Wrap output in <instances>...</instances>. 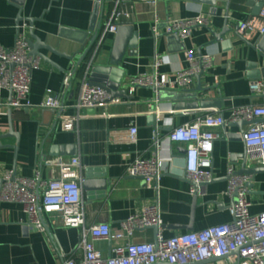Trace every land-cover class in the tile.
<instances>
[{
    "label": "crops",
    "instance_id": "0c3cea01",
    "mask_svg": "<svg viewBox=\"0 0 264 264\" xmlns=\"http://www.w3.org/2000/svg\"><path fill=\"white\" fill-rule=\"evenodd\" d=\"M256 1L230 0L227 11L226 2L221 1L212 7L198 0H99L101 9L96 27L100 23V31L85 58V71L79 76L74 74L75 58L94 37L95 31H90V27L96 0H0V48L13 47L22 32L36 42L32 37L34 33L57 52L39 49L59 67L39 56L30 93L34 106L17 110L0 107V180L8 170L25 177H32L37 170L44 179L58 176V171L46 163L49 159L79 156L86 228L104 222L116 233L122 221L153 203L159 205L160 230L166 238L231 222L233 198L227 195L228 168L233 167L235 171L242 168L246 147L241 134L251 123H230L218 129L226 136L214 142L213 180L197 197L190 193L189 181L184 177L185 145L169 143L167 135L172 128L194 121L200 113H219L228 120L235 107L264 104V97L254 96L251 91V83L256 79L264 83V78H258L257 70H250L248 66L255 61L259 62V67L264 66L261 56L235 31L219 39L215 36L224 28L226 15L229 28L235 29L240 22L259 14ZM116 9L128 13L121 21L132 25L138 34L135 54L131 55L128 50L120 65L125 70L120 87L125 90V96L112 99L107 107L81 109L82 117L75 130L65 131L61 128L59 112L42 108L40 104L50 89L66 106L64 115L77 114L73 105L89 66L109 64L115 34H106L101 39L100 32ZM200 11L209 18L208 27H196L184 42L166 34L164 22L167 19L192 17ZM156 19L160 21L158 37L152 30ZM262 37L255 32L246 41L255 44ZM187 49L196 57L211 54L212 67L181 88L164 89V97L154 87L130 84L132 78L154 72L156 53L164 58L158 73L174 80L178 71L188 67ZM61 54L74 56L73 62ZM68 73L73 74L71 87L64 85ZM180 89L185 91L180 92ZM193 95L211 102L219 101L221 105L192 107L190 103L194 100L190 96ZM256 121L262 123L264 118ZM11 125L18 138L9 135ZM132 125L138 129L136 143L127 145L113 140L115 133ZM155 132L163 142L161 157L166 168L157 190L149 188L141 178L130 177L126 170L137 155L152 156ZM52 146L72 149L69 154L53 156L50 154ZM127 153H130L129 158ZM247 166L262 167L249 158ZM253 180L250 209L257 214L264 212V172L254 175ZM88 182L91 185H87ZM28 217L20 204L0 201V264H63L69 258L83 259L82 228L63 226L60 220L55 222L45 215L48 230L36 231ZM156 234L154 228H146L135 231L132 239L136 243L152 242ZM126 241L128 237L96 241L95 246L105 256H111L114 247Z\"/></svg>",
    "mask_w": 264,
    "mask_h": 264
},
{
    "label": "built area",
    "instance_id": "2783aa9c",
    "mask_svg": "<svg viewBox=\"0 0 264 264\" xmlns=\"http://www.w3.org/2000/svg\"><path fill=\"white\" fill-rule=\"evenodd\" d=\"M128 13L114 10L110 21L100 32L103 39L106 34H116L122 18ZM209 18L200 11L187 18H169L164 22L166 34H175L183 42L196 27H208ZM238 33L249 40L255 32L264 36V9L247 22H240ZM160 21L156 19L153 34H160ZM13 47L0 48V107L25 109L34 106L30 100L33 72L39 66V58L31 53V41L22 32L18 34ZM188 67L177 72L174 80L165 74H159L158 68L164 58L158 53L154 56L153 73H143L131 79L132 86L154 87L156 91L176 89L186 85L196 76L206 73L213 65L211 54L196 57L189 49L185 52ZM72 73L64 79V85L71 87ZM254 96L264 97V83L256 79L251 83ZM5 92L10 93L5 97ZM40 107L59 112L61 128L65 131L75 130L81 119V109L107 107L112 101L111 93L97 85H92L88 73L82 78L79 96L73 107L77 110L74 116H66V108L60 97L48 89ZM222 114L200 113L192 122L183 123L171 129L167 135L169 143H182L186 151L184 160V177L189 181L190 193L202 194L205 186L213 180V146L214 142L226 133L218 129L226 124L241 120L250 122L243 131L248 158L264 167V122H254L264 118V104L243 105L232 109L228 120ZM138 129L130 126L127 130L115 133L113 140L118 143L133 145L137 141ZM162 141L155 132L153 152L150 157L138 156L127 164V175L141 178L149 188L158 189L160 178L165 173L161 157ZM130 157V153L126 154ZM48 166L58 171V176L48 179L36 171L32 177L17 175L8 170L0 186V201L20 204L27 214L29 224L36 231L44 232L45 215L53 221L60 220L63 226L82 228L81 247L84 251L82 260L66 259L63 264H169L197 263L214 257H222L238 250V255H231L224 261L226 264H264V212H251L249 200V183L254 176L237 174L233 167L228 168L229 185L227 195L233 198L231 206L232 221L218 224L199 231L187 232L166 238L161 232L162 221L159 205L146 206L140 213H133L121 223L120 231L112 233L109 224L101 222L85 227V212L82 200V178L79 173L80 157L70 159L54 157L47 162ZM158 227L154 241L136 243L133 241L135 231ZM91 236V240L88 237ZM128 241L114 247L113 255L105 256L95 246L96 241L112 239Z\"/></svg>",
    "mask_w": 264,
    "mask_h": 264
},
{
    "label": "water",
    "instance_id": "95a60500",
    "mask_svg": "<svg viewBox=\"0 0 264 264\" xmlns=\"http://www.w3.org/2000/svg\"><path fill=\"white\" fill-rule=\"evenodd\" d=\"M198 1L207 3V4L211 5L212 7H216V4L218 1L226 2L227 11L229 10L230 0H198ZM255 3H256V8H257L256 13H259L260 10L264 7V0H257ZM95 8L96 9L94 11L93 18H92V25L90 27V29H91L90 31H95V34H94V37H92L91 40L89 39V42L86 43L87 47H85L83 52L81 54H79V57L75 58V60H76L75 61V72H74L75 75L78 72V68L85 65L84 64L85 58H86L87 54L89 53V51L91 50V47L94 44L95 40L97 39V36L99 34V31H100L101 24L99 23V26L96 27L97 21H98L99 11L101 9V8H99V0H96ZM226 16H227V18L225 21V26L219 33H215L216 38L217 39L222 38L223 36L230 33V31H235V33L238 34L239 37L246 42V44H248L251 48H253L254 50H256L258 52V54L261 56V58L264 61V36L262 37V39L260 40L259 43L254 44L250 41H246V39L241 34L238 33L239 25H237L235 29L229 28V26H228V15H226ZM169 35H171L172 37H174L176 39L179 38L175 34H169ZM137 36H138V34L136 33V31H134V27L132 25L124 24V23L120 24L118 29H117V32L114 36V45H113L109 64L106 66H93V65L89 66V70H88L89 82L92 85H97V86H100V87L108 90L112 95V99H114L116 97H120V96H125V90L120 89L121 81L123 79V75L125 73V70L123 68H121L120 65L123 62L124 57H125L126 53L128 52V50L130 51L131 55L135 54L136 49H137V45H138L137 44ZM32 37L35 39L36 42H33V41L30 42L31 43L30 55L32 57H34L35 59L38 58L39 56H41L42 58L46 59L50 64H54L53 61H50V59H47V57H45V55L41 54L39 52V49L40 48H47V49H49L55 53H57V52L54 49H52V47L46 45L34 33H32ZM61 55L73 62L74 56L66 55V54H61ZM55 66L57 68H59L58 65H55ZM248 66H249L250 70L251 69L257 70L256 76L258 78H261V77L264 78V66L263 65L261 67H259V62L255 61V62L248 63ZM165 91L166 90H160L161 96L164 97ZM179 91L183 92L185 90L180 89ZM175 96L178 97L179 95H175ZM190 97L194 100L193 103H190V106L195 107V108L199 107V106L206 108L209 106H220L221 105V103H219V101L211 102L208 99H199L197 95H193ZM254 122H257V121L255 120ZM245 123H247V121L241 120L239 122H235L232 124L241 125V124H245ZM13 129L14 128L11 125L9 135H14L15 137L18 138L19 135L16 132H14ZM241 135L243 136V132ZM1 138H3V137H1ZM0 146H2L1 143H0ZM71 149H72V147L57 148L56 146H52L50 154L53 156L64 155V154H67V152L69 154L71 152ZM184 151H186V148H184ZM242 156L244 158V162H243V165H242V168L240 169V171H236L237 174H251L254 176V175L259 174V172L260 173L264 172V167H248L247 166L248 154H247L246 150ZM253 181H252V183H249L250 190L253 187ZM2 182H3V179L0 180V184H2ZM85 185H86V183H85ZM87 185H91V184H89V182H88ZM197 196H198V194L194 195V197H197ZM45 227H46V230H48V225L46 223H45ZM153 228L155 229V231L157 233L159 228L158 227H153ZM231 255H238V250L232 252L231 254H229L227 256H223V258L222 257H214V258L209 259V260H204V261L197 262V263L192 262V263H187V264H205L208 262L222 263V262H224V260L227 257H229ZM154 264H169V263L156 262ZM222 264H224V263H222Z\"/></svg>",
    "mask_w": 264,
    "mask_h": 264
},
{
    "label": "trees",
    "instance_id": "16d2710c",
    "mask_svg": "<svg viewBox=\"0 0 264 264\" xmlns=\"http://www.w3.org/2000/svg\"><path fill=\"white\" fill-rule=\"evenodd\" d=\"M85 67H86V65H83L79 70H78V73H77V75H83V73H84V71H85Z\"/></svg>",
    "mask_w": 264,
    "mask_h": 264
}]
</instances>
